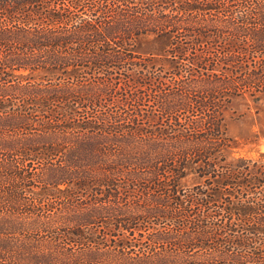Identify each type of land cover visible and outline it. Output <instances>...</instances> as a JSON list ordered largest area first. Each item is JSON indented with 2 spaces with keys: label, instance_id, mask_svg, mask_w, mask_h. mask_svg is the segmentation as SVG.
Masks as SVG:
<instances>
[{
  "label": "trees",
  "instance_id": "trees-1",
  "mask_svg": "<svg viewBox=\"0 0 264 264\" xmlns=\"http://www.w3.org/2000/svg\"><path fill=\"white\" fill-rule=\"evenodd\" d=\"M188 1L179 0L177 16L165 11L175 8L177 0H0V264H97L101 240L93 228L132 232L145 228L150 218L177 225L183 220L192 230L178 246L207 250L200 262L174 264H264V164L225 161L222 152L231 141L215 113L226 96L223 92L238 94L245 87L256 92L264 84V0ZM64 2L70 3L69 11L85 9L87 17L63 14ZM210 11L214 13L206 15ZM222 29L233 39L221 41ZM179 32L191 37L194 47L214 49L216 59L193 58L202 99L181 88L160 91V98H153L167 122L135 129L148 141L115 140L118 150L106 154L102 136L86 140L69 133L75 127L71 123L53 126L58 115L68 121L76 104H99L95 94L113 85L112 70L140 51L152 57L147 58V68H156L150 61L159 55L179 74L173 60L187 51L176 40ZM150 34L159 44L142 47L138 37ZM228 68L248 76L239 81L213 78ZM20 70L43 72L48 78L44 83L23 81L15 74ZM101 73L108 76L107 82L100 81ZM130 81L140 87L147 84L140 77ZM16 99L21 104L13 107ZM28 105L49 116L38 124L43 134L35 141L21 137L30 131L28 114L33 111ZM180 110L200 118L186 115L181 121L177 113L171 115ZM139 112L135 109L134 114ZM35 163L41 170L46 165L47 174L31 173ZM184 170L207 181V191L185 195L177 185L165 184L180 179ZM144 181L151 191L143 197V209L130 211L123 205L122 211L121 195ZM32 182L39 191L28 197ZM162 186L168 188L163 191ZM76 196L90 197L89 206L76 209ZM194 205L201 213L189 219ZM111 209L119 218H106ZM217 229L228 231V237H215ZM43 234L48 237H40ZM120 238L116 248H128L124 236ZM152 242L166 243L168 237L157 235ZM162 260L137 258L130 264H166Z\"/></svg>",
  "mask_w": 264,
  "mask_h": 264
},
{
  "label": "rangeland",
  "instance_id": "rangeland-1",
  "mask_svg": "<svg viewBox=\"0 0 264 264\" xmlns=\"http://www.w3.org/2000/svg\"><path fill=\"white\" fill-rule=\"evenodd\" d=\"M177 1L178 2L175 3V8L172 10H165L168 12L167 14H176V9H178L180 6L179 0ZM188 2H191V0ZM63 4V14L68 13L73 19L75 15L78 17H87L86 14L88 12L85 9L78 7L76 9H70L71 11H69L66 9V7L69 6L70 3L64 2ZM260 4L262 5L264 2H261ZM121 7L131 11V9L124 5H121ZM146 12L149 13L150 10ZM212 13L214 12H206V15ZM201 14H203V12H201ZM176 15L178 16L179 14ZM190 15H195V12L191 13ZM254 21V23H256L255 25L259 27V19L255 17ZM213 25L216 24L213 23ZM219 27V25H216L217 29ZM220 35L222 36L220 37L221 41L224 39H233V37L229 36V31L226 29H222ZM155 37V34H150L147 36H140L138 37V40L142 47L144 46L148 48L147 45H150L149 47H157L159 43ZM176 37V40L180 41L181 45L185 46L187 49L184 55L180 57L176 56L173 60V62H176L175 65L180 67L178 72L179 74H174L175 70L170 68L168 61L162 59L163 57L159 55H153L156 61H150V63H153L156 68H147L146 65L149 63L147 58L152 59V57L151 55L149 56L148 54L140 51L141 54H133V56L126 58L119 66L121 67L119 70L116 68L112 70L113 74L111 75V83H113V85H110L109 89H106V91L95 94H99V104L94 106L89 104H76L74 107L73 116H67L68 121L61 115H58L57 117H60V120L58 122L55 121L53 126L61 128L62 126H66L68 123H71V125H75V127L69 130V133L74 135V137L87 136L86 140L92 136H102V140L104 141L103 147L106 148V154H109V152L115 148L118 150L119 146L114 144L115 140L121 141L129 138L132 141L135 140L134 143L138 144L148 141L147 136L139 135V132L135 129H144V127H148V125L156 127L160 123L165 124L167 122L165 117L166 115H161V113L157 111L155 103L153 102V98L156 100L160 98V91H162L161 93L163 94H168L172 90L176 89V91H179V88H181L182 90H192L191 94L193 97H195V99H202L204 94L201 92L202 88H199L198 81L200 78L195 76L197 74L196 71L198 68L192 64L193 58L202 56L205 59H209L207 61L210 62L216 59L215 55L217 52L215 53L214 49H208L202 45L196 47L190 45L191 37H188V35H186L184 32L177 33ZM209 51L211 52L209 53ZM222 54L223 53H218V56L222 57ZM172 58L173 57H170L169 59ZM246 62L248 64V61ZM231 71L232 70L229 68L226 70H221L220 72H216L218 74H216V76L213 78L218 77L219 79H229V81H239V79L247 78L248 76L246 72L244 73V71L241 74H235L234 71ZM191 73L194 75H191ZM15 74L18 75L17 79H23L24 81L26 78H28L35 83H44V79L48 78L44 76L45 74L43 72H35V70L33 72L20 70L16 71ZM98 75L100 76V81L102 79L106 80L108 77L107 75L104 76L102 73ZM139 77L147 83L146 87L136 86V84H133L132 81H130L133 78ZM177 80H180L181 82L177 83ZM107 81L108 80H106V82ZM238 88L242 87L238 86ZM238 91H240L238 94H235L237 92L233 91H231L233 94L227 91L223 92V95L225 94L226 96H223V98H225H222V101L219 102L222 105L217 108V111L215 112L221 121V124L223 125L225 131L224 135L231 141V147H229V149H225L222 152V157H224L225 161H230L231 163H235L240 159H246L245 161H248L250 164L252 162H257L262 165L264 164V84H262L260 89L256 92L251 91V88L248 87H245L242 90L239 89ZM139 96L142 98L141 102H139L137 99ZM125 99L126 102L124 101ZM11 103L13 107H15L19 106L21 101L16 99L12 100ZM32 107L30 105L27 107L28 110L31 109L29 111H33V113L28 114L30 122H28L27 126H29L30 131H25L21 134V137L33 139V141H35L36 138L41 137V134H43V130L41 129L42 127L38 124L48 121L49 116L44 112H35L36 108L34 109ZM12 109L13 108H10L9 110L11 111ZM135 109L140 111V116L134 114ZM151 113L153 116H151ZM175 113H177L176 115L179 116L178 118L181 119V121L186 115H189V117H187L189 119L200 118L199 115L193 117L190 115V113H186V111L182 110L178 112H172L171 115L175 117ZM161 116L163 117L162 122ZM79 125H85V127L87 125H91L92 127L86 130V128L81 129L78 127ZM73 143H76V141ZM68 146L69 144H67V147ZM55 160V163L59 164V161L62 160L61 155L55 157ZM44 166L45 167H43L41 170L39 168L41 167L40 165L37 163L33 164L32 168H34V170L30 168L31 173L35 174L39 172L41 174L42 172L44 174L46 172L47 174V166ZM183 173L184 175L180 179L175 180L174 182L171 180L165 184L177 185L180 189L184 190L182 192H184L185 195L188 193L194 195V191H207V181H203L196 174L188 170H184ZM166 188L168 187L162 186L163 191L166 190ZM38 191V183L32 182L30 188L27 189L26 196L31 197L33 196V192L35 193ZM149 191H151V189H149V184L146 181L142 182L141 184H137L133 192L130 194L124 193L121 195V200L123 202L122 204H119L120 207H123L121 210L126 211V208H124L125 206L123 205H128L127 209H130V211L143 209L142 206L147 203L143 197L146 196ZM121 192L123 193V189H121ZM159 193L164 196L163 192ZM224 196L229 199L227 193ZM74 201L78 202L76 209L84 208L89 206L90 197L82 198V196H76ZM199 208L200 207H197V205L192 206L189 210L190 212L188 213V218L196 219V215L201 213ZM117 213L118 211L113 210L111 213H109V216H106V218H113ZM213 214L214 212L212 215ZM114 218H119V216H115ZM93 230L98 232L97 236L101 240L100 249H96V251L100 253L96 258L97 261H95L97 264H130L133 263L137 258L147 257H161L164 259L162 261H165L163 263L166 264H174L177 262L180 263L181 260L193 261V259H195L197 262H200L202 260V255L207 251L196 247L191 248L190 250H184L178 246L177 242L180 239H183L186 233H189L192 230V228H188L185 225L183 220L179 222V225H177V223L172 221H157L153 220V218H150L149 224L145 228H141L140 230L136 229L132 232H125L124 230L119 231L116 232L118 234L114 237L111 236L112 234L116 235L114 230H107L106 227L99 226L93 228ZM227 233L228 231H222V229H217L214 231V234H216L215 237H218V239H221L222 236V239H225L228 237V235L225 236ZM157 235H165L168 237V242H159L154 244L152 241ZM121 236H124L123 240L130 244L126 249L116 248V244L121 241ZM40 237L47 238L48 234H43ZM124 259H127V261ZM184 263L185 262L183 261V264Z\"/></svg>",
  "mask_w": 264,
  "mask_h": 264
}]
</instances>
